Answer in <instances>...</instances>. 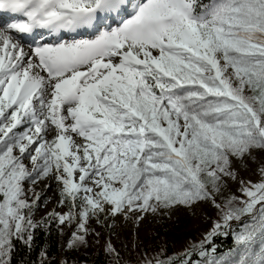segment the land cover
Here are the masks:
<instances>
[{
  "label": "snow or ice",
  "instance_id": "1",
  "mask_svg": "<svg viewBox=\"0 0 264 264\" xmlns=\"http://www.w3.org/2000/svg\"><path fill=\"white\" fill-rule=\"evenodd\" d=\"M180 209L207 227L141 237ZM101 240L106 264H264V0H0V264Z\"/></svg>",
  "mask_w": 264,
  "mask_h": 264
},
{
  "label": "rangeland",
  "instance_id": "2",
  "mask_svg": "<svg viewBox=\"0 0 264 264\" xmlns=\"http://www.w3.org/2000/svg\"><path fill=\"white\" fill-rule=\"evenodd\" d=\"M206 227L207 224L204 222L202 216L193 217L188 211L180 209L175 213L174 217L171 220H168L164 223L153 220L144 221V223L140 226L139 232L142 238L149 237L153 233H159L161 239H168L170 244L178 246L182 242L184 237L188 235H195L201 229ZM127 233L128 229L125 228L121 235L125 236L127 235ZM112 239L114 243L117 244V246L120 245L121 240L117 239L116 236H113ZM102 244L103 241L101 240V243L99 245H96L87 250L90 264H93L91 259L93 255L103 252ZM98 264H106V262Z\"/></svg>",
  "mask_w": 264,
  "mask_h": 264
},
{
  "label": "trees",
  "instance_id": "3",
  "mask_svg": "<svg viewBox=\"0 0 264 264\" xmlns=\"http://www.w3.org/2000/svg\"><path fill=\"white\" fill-rule=\"evenodd\" d=\"M167 241H168V239H166ZM169 242V241H168ZM53 243L58 247V237H53ZM170 243V242H169ZM222 243L223 244H225V245H227V244H230L231 243V241L230 240H223L222 239ZM98 256H99V258H97V254H95V255H93L92 257H91V259H92V263L93 264H98V263H105L106 262V260H105V257H104V252H100L99 254H98Z\"/></svg>",
  "mask_w": 264,
  "mask_h": 264
}]
</instances>
